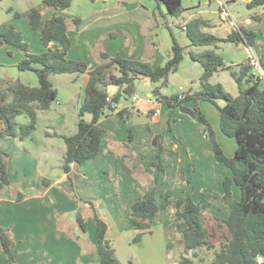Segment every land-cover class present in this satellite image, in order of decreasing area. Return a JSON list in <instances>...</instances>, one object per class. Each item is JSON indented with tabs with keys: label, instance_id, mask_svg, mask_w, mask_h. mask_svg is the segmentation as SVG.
<instances>
[{
	"label": "crops",
	"instance_id": "obj_1",
	"mask_svg": "<svg viewBox=\"0 0 264 264\" xmlns=\"http://www.w3.org/2000/svg\"><path fill=\"white\" fill-rule=\"evenodd\" d=\"M240 1L183 0L182 13L179 16H172L163 4L155 0H71L70 7L61 12L67 19L68 35L71 40L68 56L86 61L91 68L101 63L103 53L149 61L157 67L167 61L174 37L183 47L191 45L192 41L186 31L187 24L201 18L207 21L201 30L220 37H226L234 29L242 26L258 28L256 45L245 47L246 55L242 62L248 60L250 48L259 59L261 57L264 59V23L252 20L253 10L246 6L249 0H245L247 10L236 6ZM34 7L42 12L44 19L58 13L43 1ZM75 16L81 19L79 25L73 22ZM21 18L16 19L19 21ZM15 25L21 28L19 23ZM30 26L25 24L24 29L21 28L23 35L25 40L30 39L32 51L40 53L45 50L41 34ZM53 45L57 47L59 43L54 41ZM234 45L231 43L229 48H233ZM2 47L11 51L10 47L13 45L5 44ZM194 49L199 51L205 47ZM24 56L23 51L6 65L14 71L16 69L20 71L18 74L14 73L15 79L36 86L39 84L37 73L32 70L22 71L17 67V63ZM0 58L7 59L3 53H0ZM226 62L238 64L227 59ZM202 72L201 64L186 55L178 70L170 74L169 82L176 92L195 91L199 89ZM254 72L258 75L264 74V68L261 65L257 70L254 69ZM0 77L2 78L1 75ZM88 79L87 73L70 77L72 89L79 87L80 83L85 87ZM141 80L148 94L139 95L136 87L134 94L136 98H133L134 95L127 98L126 100L131 101L121 102L117 109L100 119L98 124L105 129L101 150L97 156L72 166L71 174L75 185L71 184L65 172L55 179L49 176L50 182L44 183L47 179L46 172L53 168L54 164L42 156L48 155L53 145L46 143L44 147L39 146L32 152L29 147H25L30 154L21 149L18 137L0 138V146L10 153L9 176L12 184L19 186L24 194L23 199L17 201L10 186L0 195V225L8 228L12 234L18 263L98 264L100 256L94 218L93 221L87 218V230L84 233L80 231L76 222V213L79 209L89 211L90 216L92 215L88 201L95 203L98 214L108 222L109 238L116 255L114 239L135 234L132 205L152 190H155V200L160 209L152 217V232H145L142 240L135 244L145 246L144 254L149 258V264H177L180 260L183 253V236L179 237L175 232V201L184 198L191 186L194 200L199 199L205 188L223 193V180L232 172L228 166L214 160L213 142L208 129L196 118L175 109L173 114L176 122L173 125V132H166L172 109L154 97L155 83L148 79ZM52 82L58 90V86ZM211 83H220L234 96L239 95V86L228 69L216 71L211 77ZM108 91L112 97L121 91V88L112 85L108 87ZM83 99L84 95L81 94L68 98L74 107L72 117L66 113V104L62 103L63 97L58 98L61 110L55 109L53 105L49 110H45L55 109L57 115L54 116V122L60 121L66 125L64 127H69L68 131L54 133L71 135L77 132L79 107ZM224 104L223 100H218L217 104L206 100L200 101V107L212 124L218 142L231 157L235 154L237 142L221 129L219 106ZM186 105L193 107V102ZM122 108L127 109L124 116L119 112ZM42 111L38 110V115ZM84 119L91 121L92 115L86 114ZM2 127L3 123L0 120V129ZM129 129L133 130L132 140L129 138ZM49 133L47 137L49 140L61 138L54 136L52 132ZM158 134H164L163 170L153 165L158 152L156 139ZM31 137L32 135L28 138ZM65 151L66 147L59 151L62 155L61 161ZM130 156H133L138 164L136 170ZM233 192L235 198L241 197L238 186L234 185ZM166 195L172 197L173 204L170 207H164ZM212 201L213 205L221 203L219 199ZM211 213L215 215L213 210ZM216 247L215 245L212 250L218 251ZM172 250L180 253L178 259H170ZM0 264H16L8 258L1 243Z\"/></svg>",
	"mask_w": 264,
	"mask_h": 264
},
{
	"label": "trees",
	"instance_id": "obj_2",
	"mask_svg": "<svg viewBox=\"0 0 264 264\" xmlns=\"http://www.w3.org/2000/svg\"><path fill=\"white\" fill-rule=\"evenodd\" d=\"M2 0H0L1 3ZM55 13L48 19L43 18L37 7H31L26 13L16 11L14 16H25L34 30L41 34L45 50L33 52L25 41L20 29L13 23L0 24V48L5 44L16 46L25 52V56L17 63V67L32 70L37 73L39 84L36 86L25 84L20 80H7L0 77V138L4 136L18 137L24 140L32 135L37 128L38 110H48L58 98V90L50 76L64 73H87L88 82L85 86L84 99L79 107L77 132L71 135L53 133L60 136L66 143V151L62 160V168L68 174L72 185H75L71 174L72 166L81 164L85 160L97 156L101 150L102 136L105 129L98 123L100 119L118 108L122 99L136 93V81L148 79L156 85L153 95L158 102L167 104L172 113L168 119L166 132H173L176 122L174 110L193 102L195 118L204 124L213 142L216 161L228 166L232 172L223 180V193L215 189H204L198 200L192 197L193 188L184 198L175 201V220L185 223L182 237L183 253L177 264H194L190 255L198 256L197 250L215 248V239L220 237L221 248L214 251L211 264H264L258 262V255H264V78L254 72L248 60L237 65L227 64L223 54L218 49L223 43H233L245 47L256 45L258 28L240 27L234 29L228 36L220 37L201 30L207 21L196 18L187 24V34L192 43L183 47L174 37L171 53L167 61L154 67L149 61L130 59L120 55L102 54L101 63L91 68L86 61L75 60L68 56L71 40L68 35V22L61 13L71 5V0H42ZM95 1V0H91ZM163 4L172 16H179L184 10L183 0H155ZM249 10H253L251 18L254 22L264 23V0H249L246 3ZM261 9V11H259ZM9 11H13L12 8ZM73 22L79 25L81 19L74 17ZM59 43L55 47L53 42ZM194 47H205L195 50ZM12 54V52L10 51ZM189 55L198 61L203 68L199 78L198 90L179 91L168 94L165 88L169 86V77L178 70L180 63ZM264 68V59L260 58ZM230 70L239 86V95L234 96L220 84L211 83V77L220 69ZM118 86L121 91L114 94L110 100L109 86ZM206 100L214 104L223 100L225 104L219 106L221 114V129L229 137L236 139L237 148L233 156H228L218 142L216 132L200 107V101ZM114 104H117L114 106ZM126 108L120 109L124 116ZM27 115V123L20 124L17 117ZM91 114L92 120L86 121L84 115ZM50 135L49 132H47ZM129 138L133 139V130L129 129ZM164 134H158V152L153 165L164 169L162 161ZM10 153L0 146V195L8 187L14 190L17 201L23 199V192L19 186L13 185L9 176ZM130 161L136 170L137 162L133 156ZM191 178H189V183ZM238 186L241 191L239 199L234 197L233 187ZM213 199H219L229 210L226 218L210 228L204 223V212L213 206ZM92 216L96 223V239L100 256L98 264H123L115 255V249L109 238L110 227L97 212L96 205L88 201ZM173 204L171 195H166L164 207ZM160 209L155 200V190L132 205V220L135 234L133 243L142 240L145 232H152L153 221ZM76 222L81 232L87 230V220L83 210L76 213ZM0 243L8 258L20 264L15 258V241L10 230L0 225Z\"/></svg>",
	"mask_w": 264,
	"mask_h": 264
},
{
	"label": "rangeland",
	"instance_id": "obj_3",
	"mask_svg": "<svg viewBox=\"0 0 264 264\" xmlns=\"http://www.w3.org/2000/svg\"><path fill=\"white\" fill-rule=\"evenodd\" d=\"M42 3V0H2L0 3V24L2 23H14L17 24L19 23L20 27L22 29H24L25 24H29L26 17L23 16L21 19H16L14 16V13L16 11L21 12V13H26L31 7L37 6L39 4ZM239 9H243V10H247L246 6H245V0H241L239 3H237L236 5ZM10 8H13V11H9ZM12 20V21H10ZM30 25V24H29ZM31 27V26H30ZM18 29H20L23 33V30L21 28H19L17 26ZM33 30V29H32ZM36 31L39 35V31L38 30H34ZM40 37V36H39ZM25 39V37H24ZM30 47V39H26L25 40ZM41 41V40H40ZM230 43H223L221 44V47L218 49V51L223 54L225 60H229V62H238V64L240 62H242V60L245 58V46L242 45H237L235 44L233 46V48H229ZM12 54L10 53V51H8L7 48L2 47L0 49V53H3L6 55V60H3L0 58V75L2 76V79L5 78L9 81L11 80H18L15 79L14 77V73H20V71H18L17 69L14 71L13 69H11L9 67V65H6L7 62H10L11 60H13V58L17 55H21V52L23 53L22 50H20L18 47H10ZM30 49L32 50V48L30 47ZM6 61V62H5ZM237 65V64H236ZM254 69H258L257 67H254ZM71 75V76H70ZM76 75H80L78 73H64V74H53L50 76V79L52 81L55 82V84L58 86V98H64V101L62 103L66 104V113L68 116L72 117L73 113H74V107L71 105V102L68 101V98L72 95L79 96V94L84 95L85 94V87L84 85H82L80 83V86L77 88H73L71 87V81H70V77H74ZM81 81V80H79ZM136 87H137V91L139 93V95H145L148 94V90L144 87L143 84V80L139 79L136 81ZM166 92L168 94L174 93L176 92L175 88L173 87V85L169 84L168 87L165 88ZM58 98L57 100L53 103V107L55 109H62V107L60 108L59 104H58ZM129 98V97H128ZM127 98H123L122 102H127V101H131V99L126 100ZM68 101V102H67ZM53 108V109H54ZM193 108V107H191ZM55 109L53 111H45L43 110L39 115H38V122H37V128L36 130L32 133V139L31 138H26V140H20V142H18V144L22 147L21 149L23 151H26L28 153H30L28 151V149H26L25 147H29L30 151L32 152L33 149H37V147L39 146H45V144H49V145H53L52 149L49 150L48 155L46 156H42L46 157L49 161V163H53L54 167L50 168L49 171L46 172V178L49 179V176L52 179L57 178V176L60 174L62 175L64 173V170L61 166L62 161L60 160V158H62V155L59 151H61L63 148L66 147V143L64 141V139L61 138H53L52 140L47 139L48 134L47 132H63V131H68L69 127L66 128L64 126H66L65 124H61L60 121H56L54 122V116L57 115V112H55ZM180 109V108H178ZM49 110V109H48ZM181 110V109H180ZM182 111V110H181ZM187 113V112H185ZM189 114V113H187ZM192 117H196L193 116L192 114H189ZM29 120V118L27 117V115L23 114L17 117V121L20 124H24L27 123ZM52 121V122H51ZM53 137V136H52ZM25 141V142H24ZM31 154V153H30ZM214 160L216 161L215 157ZM218 162V161H217ZM223 164V163H222ZM225 165V164H223ZM226 166V165H225ZM227 177V176H226ZM225 177V178H226ZM193 188V186H191L189 188V192L190 190ZM206 189V188H205ZM222 208V209H221ZM211 209L215 212V215L212 214V210H207L206 212H204V223L206 224L207 227H211L212 225H216L219 220L216 219V216H219L220 219L222 218H226V216L228 215V207L224 204V203H218L215 204L211 207ZM83 214L87 220L92 219L93 221V216H90L89 211H83ZM176 223V227H175V232L179 235V237L183 236V233L185 231V223L182 221H174ZM133 237L134 235H129L127 237L122 236V237H116V239H114L116 248H117V253L116 256L117 258L124 264H149L150 260L147 256H145L144 252H145V246H140L139 244H135L133 243ZM156 238V236L154 237ZM221 241L222 239L220 237L215 239V245L216 250H219V248L221 247ZM160 253V252H159ZM198 253V257L194 258V254L193 252H191V256L194 258V263L195 264H211V260L214 256V250H208L207 248H201L199 250H197ZM179 252L176 250H172L170 251V259L174 260L175 258L178 259L179 258Z\"/></svg>",
	"mask_w": 264,
	"mask_h": 264
},
{
	"label": "built area",
	"instance_id": "obj_4",
	"mask_svg": "<svg viewBox=\"0 0 264 264\" xmlns=\"http://www.w3.org/2000/svg\"><path fill=\"white\" fill-rule=\"evenodd\" d=\"M249 63L254 66L259 68L261 66L260 64V59L257 56V54L250 48V56L248 58ZM260 76H262L264 78V74H259ZM111 97H108L107 100L109 101ZM133 98H136V96L134 95ZM117 104H114V106H116ZM258 262L259 263H264V255H258Z\"/></svg>",
	"mask_w": 264,
	"mask_h": 264
},
{
	"label": "water",
	"instance_id": "obj_5",
	"mask_svg": "<svg viewBox=\"0 0 264 264\" xmlns=\"http://www.w3.org/2000/svg\"><path fill=\"white\" fill-rule=\"evenodd\" d=\"M180 109H181L183 112H187V113H189V114H192L193 116L196 115L194 109L191 108V107H188L187 105H183V106H181ZM49 182H50L49 179H45V180H44V183H45V184H48Z\"/></svg>",
	"mask_w": 264,
	"mask_h": 264
}]
</instances>
